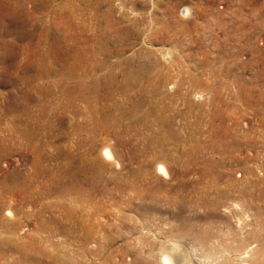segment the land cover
Instances as JSON below:
<instances>
[{"label": "rangeland", "instance_id": "1", "mask_svg": "<svg viewBox=\"0 0 264 264\" xmlns=\"http://www.w3.org/2000/svg\"><path fill=\"white\" fill-rule=\"evenodd\" d=\"M167 254L264 264V0H0V264Z\"/></svg>", "mask_w": 264, "mask_h": 264}, {"label": "bare ground", "instance_id": "2", "mask_svg": "<svg viewBox=\"0 0 264 264\" xmlns=\"http://www.w3.org/2000/svg\"><path fill=\"white\" fill-rule=\"evenodd\" d=\"M111 151V150H110ZM109 151V149H107V150H105V153H107L108 155H105L106 157H108L109 159L112 157V154H111V152ZM104 153V154H105ZM159 170L163 173V174H166V170H165V168L161 165L160 167H159ZM14 179V178H13ZM53 179V178H52ZM59 179V178H58ZM54 181L56 182L57 181V179L56 178H54ZM61 181V180H60ZM58 182V181H57ZM62 192H63V194H67V193H75V194H77L78 196H79V198L82 196H87L88 195V191L87 190H84V189H82L81 187H79V185H73V186H71V187H66V188H63L62 189ZM139 194V193H138ZM141 195V194H140ZM40 239V238H39ZM12 242V241H11ZM28 255H29V253H28ZM34 256V255H33ZM36 256V255H35ZM25 257H26V255H25ZM28 260V259H27ZM43 260V259H42ZM163 262H164V264H179V259H177V258H175L174 256H172V255H170V254H167V255H165L164 256V258H163Z\"/></svg>", "mask_w": 264, "mask_h": 264}, {"label": "snow or ice", "instance_id": "3", "mask_svg": "<svg viewBox=\"0 0 264 264\" xmlns=\"http://www.w3.org/2000/svg\"><path fill=\"white\" fill-rule=\"evenodd\" d=\"M105 155H108L107 153H105Z\"/></svg>", "mask_w": 264, "mask_h": 264}]
</instances>
